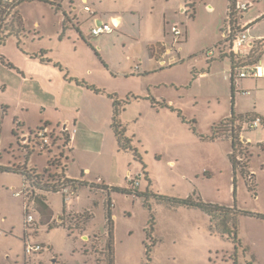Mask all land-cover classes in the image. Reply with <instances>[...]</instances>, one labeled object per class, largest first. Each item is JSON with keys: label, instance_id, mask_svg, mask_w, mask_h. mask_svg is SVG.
<instances>
[{"label": "rangeland", "instance_id": "1", "mask_svg": "<svg viewBox=\"0 0 264 264\" xmlns=\"http://www.w3.org/2000/svg\"><path fill=\"white\" fill-rule=\"evenodd\" d=\"M189 4L183 2L178 8L175 20L183 32L182 42L176 44L179 53L174 51L164 58L166 66L157 60L149 62L144 50H129L132 64L121 70L119 66L125 65L119 64L125 60L121 46L111 45L103 52L80 46L75 32L62 39L60 15L46 4L22 3L18 11L25 31L19 38L10 36L0 47V55L6 58L5 62L0 59V150L3 161L9 155L17 157V162L26 161V152L12 131L21 127L14 123L16 117L26 132L45 124L58 131L66 124L68 129L81 131L74 144L78 165L72 159L68 162L79 178L84 170L93 183L119 186L127 183L128 170L137 176L138 169L142 185L150 184L145 171L157 195L177 199L191 195L206 203L249 212L238 216V242L214 231L208 215L198 207L171 206L152 197L149 210L141 198L117 192L112 196L113 212L118 209V218L112 215L116 241L113 263L108 235L105 243L91 237L86 245L79 233L83 230L40 224L38 213V226L27 230L23 198L15 194L23 188L22 176L1 172L0 264H264V156L259 157L262 152L256 151L252 157L247 148L245 164L250 161L247 167L255 174V180L250 181L254 184L249 185L240 172L235 179L229 159L231 142L211 139L213 126L232 111L230 80L197 74L207 66L206 51L224 39L222 28L229 2L197 0L194 16ZM38 19L40 27L35 25ZM172 36L170 32L168 39ZM42 48L49 52L50 61L29 58L24 62L23 50L40 56ZM104 56L115 64L113 71L106 67L109 64ZM8 62L22 67H11ZM76 79L109 92L110 88L122 90L118 98L123 109L118 120L143 163L117 143L111 128L113 104L107 93L83 90ZM261 130L248 129L244 134L255 140ZM32 156L34 161L29 165L46 166L50 158L48 152L38 150ZM78 194L88 204L92 197L99 199L95 224L104 230L102 196L87 187H79ZM48 201L59 214L61 194L49 195ZM151 212L156 242L147 254L145 229ZM26 231L27 240L43 246L41 252L26 254Z\"/></svg>", "mask_w": 264, "mask_h": 264}, {"label": "crops", "instance_id": "2", "mask_svg": "<svg viewBox=\"0 0 264 264\" xmlns=\"http://www.w3.org/2000/svg\"><path fill=\"white\" fill-rule=\"evenodd\" d=\"M27 2H38L41 4H46L50 6L52 10L55 11L56 15L61 16V21L63 26V31H62L63 34L61 35L62 39L72 37L71 33L75 32L76 36L78 37V38L76 37V41L78 42V44H80V46H84V47L89 46L91 48L97 47L101 52L107 50L108 47L111 45L115 46L116 48H120L121 46L122 52L125 54V60H123L122 63L119 64H125V65H120L119 67L121 70H124L128 66H130L133 61L129 50H132L134 52L135 50L136 51L138 50V52H142V50H144L149 59V62H154L153 60H157L158 63H160L162 66L167 65V61L164 59L167 55L173 54L174 51L179 53L177 45L173 44V36L170 40L168 38L171 32L172 25L177 24L175 19L179 11L178 8L182 5L183 2L188 3V0H55L54 2H52L51 0H31ZM87 5L92 7L93 11L95 12L94 14L84 9V7ZM209 7L214 8V6L212 5H209ZM181 11H184V8H182ZM45 15L46 14H43L41 18L44 19L46 17ZM20 17L22 22V30L24 32L25 31L24 18L22 17V15H20ZM100 21L106 23H112L115 26V31L109 34L92 36L91 35L92 27L96 23H100ZM243 21L250 23L249 26L250 45L251 44L254 45L256 42L261 41V39L264 37V0H255L254 6L243 14ZM35 25L37 27L41 26V22L39 19L36 21ZM68 30L69 31L73 30V32L68 33ZM39 33L37 32L38 35ZM93 40L96 41L94 42ZM23 52L25 54L24 62L28 61L29 58L37 62L38 61L45 62V60L48 61V59H50L49 52H47L45 48L41 49L40 56L37 55L30 56L27 54L26 50H23ZM36 52L37 50H34L33 53ZM104 59L105 62L109 64V66L106 65V67L109 68L111 71H113L112 69L115 67L114 66L115 64L114 63L110 64V62H108L105 56ZM15 63L17 66L22 67L20 66L19 63L17 62ZM206 63H207L206 68H203L200 72H197V74L209 78L212 77L217 78V76H219L220 78H223L225 82L229 79L231 85L232 62L229 58H220V51L216 50L213 56H209L206 54ZM257 63L261 64L264 68V52L261 54ZM16 65H14L13 67H16ZM122 72L124 73V71ZM67 84H72V83H67ZM93 85L97 86L96 84ZM235 86L236 88H235L234 113L236 115H242V116L251 115L253 117L259 116L264 118V76L262 77L248 76L244 78H239L238 80H235ZM78 87L82 88L83 90L85 89L89 91V89L86 88L85 86H78ZM103 90L104 92L101 93H107V94L115 93L118 97L119 95L122 94V90H119L118 88H113V89L110 88V92L106 91L105 89ZM229 116H224L223 120ZM16 118L14 123H19L21 127L13 128L12 131L13 133L16 132L17 135L15 136L18 137L19 133H25L26 131L23 130L22 121L16 120ZM257 129L258 130L262 129V130L255 136V140L252 137L246 138L245 134L243 133L244 140L247 143V148L251 150L252 157L256 153V151L262 152V154L258 153L259 157L264 156V125L258 127ZM80 133H81L80 130L75 131L71 143L72 149L70 152L69 161H71L72 159L75 163V166L76 164L78 165L77 163L78 154L76 153L74 154V144H76V142L78 141L80 137ZM215 140L230 141L227 139H215ZM9 154H11L10 151H8V155ZM16 158L17 157L13 159V156L10 157L9 155L7 160L3 161L2 152L0 150V166L9 167L10 165L26 164L27 167L34 168L37 170H43L46 167L44 165L40 166V164L36 162L34 163V165L33 164L29 165L30 164L29 162L31 160L34 161L33 160L34 156L32 155L29 156L28 158L26 156V161L24 163L17 162L18 160ZM248 164L250 166V161L248 162ZM132 171L133 170H128L127 173H125V175H129V174L133 175ZM250 171H251L250 173H252V170ZM67 172H68V176L71 179L79 182L78 184H76L75 187H73V192L75 195L72 199L71 208L74 211H82V210L90 209L94 213V216L91 217L86 223L83 231L79 232L82 239L86 242V245H89L88 243L91 241V237L95 234H98L102 237V242H106V237H107L106 198L109 195L112 199V196L116 195L117 191H112L111 189L107 191L104 187L108 186V187L129 188L128 182L126 184L119 186L113 184H106L105 182L93 183L84 176L85 175L84 170H82V176L79 178L77 174L78 172H76L75 169H73V164L71 163L70 166L68 165ZM135 172L137 173L135 175L140 176L139 186L137 187L138 191L145 192L147 189L153 191L152 180L150 179L149 174L146 172V175H148L147 178L150 180L149 182L150 184L147 186H143L141 182V176H142L141 172L138 171V169H135ZM22 184H24L23 176H22ZM92 185H94V187ZM79 187H87L91 193L102 196L103 198L102 203L104 207V213H103L104 230H100V227L97 226V224H95L96 216L94 209L98 205H100L99 199L92 197L89 204L85 203L82 200V197L78 194ZM13 188L15 189V187ZM58 193L59 192H46V191H43L41 193L44 202V208L40 206H36L35 209L36 211L35 215L37 213L39 214L40 224H42L41 221L43 220H47L50 223L54 219H57L58 216L59 217L62 216V213L64 211L63 195L60 193L62 196V204H61V208L58 210L59 214H56V211L52 208V206L48 201L49 195L58 194ZM127 196H133V195H127ZM23 206H24V199H23ZM37 207H39L38 209L39 211L37 210ZM113 209L111 211V214L115 215V217L118 218V214H117L118 209L115 210V213L113 212ZM113 234H114V246H115V242H116L115 229H113ZM92 253H94L95 255L97 254L96 252H94V250L92 251Z\"/></svg>", "mask_w": 264, "mask_h": 264}, {"label": "built area", "instance_id": "3", "mask_svg": "<svg viewBox=\"0 0 264 264\" xmlns=\"http://www.w3.org/2000/svg\"><path fill=\"white\" fill-rule=\"evenodd\" d=\"M31 0H0V21H7L15 14L17 5L21 2ZM54 2L55 0H51ZM255 0H234L232 12L234 14L232 21L227 26V32L224 33V39H228L224 43V53H234L239 56H246L250 53L253 44L250 45L249 26L250 23L243 21V14L253 7ZM84 9L92 14V7L87 5ZM115 31V26L112 23L102 22L96 23L91 29L92 36L109 34ZM173 35V44L176 45L181 41L183 32L178 24L171 27ZM264 40V37L261 39ZM217 49L212 47L208 50L207 55L213 56ZM262 77L264 76V68L261 64L256 63L248 65L244 68H238L234 72L235 80L244 77ZM264 125L262 117L256 116L252 119L236 120L232 129H228L223 137L236 139L237 150L236 160L240 164L246 161L247 143L244 140L243 133L248 129H256ZM75 129H68L67 125H63L60 130L51 129L48 125H42L36 130H31L25 133H19L18 140L22 149L26 152L27 158L33 155L37 150L40 153L48 152L50 155L49 161L43 170H37L27 167L26 164L10 165L12 169L23 173V188L15 194L24 199L25 208V228L34 227L37 223L35 209L38 199H42V192H59L63 195L64 211L62 213V223L70 230H82L88 220L94 216L90 209L82 211H74L71 208L72 199L74 197L73 187L79 182L71 179L68 176V162L71 152V143L75 133ZM235 136V137H234ZM24 140V141H23ZM140 176H127L129 189H137L139 186ZM110 189H107L109 191ZM107 212L112 211L114 202L108 195L106 198ZM106 212V215H107ZM112 216V214H111ZM57 221L54 219L52 222ZM106 225L108 220L106 218ZM108 235V231H107ZM96 240L102 242L101 236L95 234L92 236ZM25 252L27 255L38 253L43 250V246L36 243H31L29 240L25 242Z\"/></svg>", "mask_w": 264, "mask_h": 264}, {"label": "trees", "instance_id": "4", "mask_svg": "<svg viewBox=\"0 0 264 264\" xmlns=\"http://www.w3.org/2000/svg\"><path fill=\"white\" fill-rule=\"evenodd\" d=\"M196 1L197 0H192V1L188 0V2L190 3L189 7H191L193 9L192 16H194V13H195V2ZM228 2H229V4H228V8H227V13H226V17L224 19L223 28H222L223 33L227 32V26L232 21L233 16H234V14L232 12L234 0H229ZM22 3H24V2H21L17 5V10H16L15 14L10 18V20L0 21V47L4 46L6 44L8 38L10 36H16L18 38L21 36V34H22V22H21V17H20L19 12H18V8ZM227 40L228 39H226V40L223 39V41L217 43L214 46V48H216L217 50L220 51V58H229L232 62V75H231L232 111H231V115L229 117L225 118L220 123L213 126L211 139L212 140L227 139V140L231 141L232 153L229 154V159H230L231 164H232L235 179H236L237 173L240 172L244 177H246L247 183L249 185H252V184H254V182L252 183L250 181L255 180V174L250 173V171L249 172L246 171V168L249 169V167H247L248 164L247 165L245 163L240 164L236 160V150H237L236 139L234 138L231 140V139H229V137H227V136L223 137L221 135H223L225 132H227L229 128L232 129L236 120L252 119L253 118V116H251V115L242 116V115H236L234 113L235 88H236L234 72L238 68L241 69V68H244L248 65H253V64L258 62L261 54L264 52V50H263L264 40L256 42L252 46L250 53L246 56H239V55L234 54V53H230V54L224 53L223 52V46H224V43L227 42ZM206 54H207V52H206ZM0 59L3 62L6 61V58L3 55H0ZM48 61H50V60H48ZM8 65L13 67L12 63H10V62H8ZM76 82L78 85L85 86L89 90H92L96 93L104 92L103 89H101V88H99L93 84H90L86 81H83V80L79 81L76 79ZM107 95L111 99L112 104H113V117H112V122H111V128L115 134V137L117 139V143L119 144L121 149H123L127 152L131 151L133 153L134 159L136 161L143 163L142 157H141L140 153L138 152V149L132 145L131 139L126 137L125 128L122 127L121 123L118 120V116H119L121 110L123 109V107L121 105L122 101H120V99L118 98V96L115 93H108ZM162 105L164 106L165 102H163ZM263 120H264V118H263ZM14 135H17V133L14 132ZM1 172L2 173L3 172H15V173H20L21 175H23V173L19 172L18 170L12 169L11 167H8V166H0V173ZM143 173L146 175L145 171H143ZM148 181L150 182L149 179H148ZM92 186L94 187V185H92ZM104 188L106 190L111 189L112 191H117V192L125 193L127 195H133L135 197H139L142 199L144 206L147 207L149 210H151L150 199L152 197L156 198L159 201H165V202L169 203V205H171V206L198 207L205 214L208 215V217L210 219L211 227L214 229V231H217L222 235L227 234L229 236V239L233 240L235 243L238 242V237L236 234L238 216L242 213L250 214L249 212L240 211V210L236 209L235 207L232 208V207H226V206L219 205V204L206 203L201 198H199V197L193 198V196H191V195L184 198V199H177V198H170V197H166V196L157 195L153 191H151L150 189H147L145 192H140V191H138V189L131 190L129 188H122V187L105 186ZM37 205L44 208L43 199H38ZM38 209H39V207H38ZM106 218L108 220L107 231H108V236H109V241H108L107 246H108V249H109V252L111 255V262L114 263V255H113L114 254V252H113V250H114V234H113L114 221H113V218L111 216L110 211L107 212ZM60 219H62L61 216H60ZM41 222H42V224H47L50 227L52 225L64 226L62 221L59 222L58 220L54 221V222H50V223L47 220H43ZM37 224L38 223L35 224V227L38 226ZM145 231H146V239L148 241V242L147 241L144 242L145 247H146V253L150 254L151 249H152V247L155 246V242H156L155 238L153 237L154 216L152 215V212H151V218H150L149 224H148L147 228L145 229ZM149 241H150V243H149Z\"/></svg>", "mask_w": 264, "mask_h": 264}, {"label": "flooded vegetation", "instance_id": "5", "mask_svg": "<svg viewBox=\"0 0 264 264\" xmlns=\"http://www.w3.org/2000/svg\"><path fill=\"white\" fill-rule=\"evenodd\" d=\"M27 239H28V234H27V231L25 232V236H24V242H26L27 241Z\"/></svg>", "mask_w": 264, "mask_h": 264}, {"label": "water", "instance_id": "6", "mask_svg": "<svg viewBox=\"0 0 264 264\" xmlns=\"http://www.w3.org/2000/svg\"><path fill=\"white\" fill-rule=\"evenodd\" d=\"M103 21H100V23H98V24H101ZM24 141V140H23ZM57 220L59 221V222H61L62 221V219H60V217L58 216L57 217Z\"/></svg>", "mask_w": 264, "mask_h": 264}]
</instances>
